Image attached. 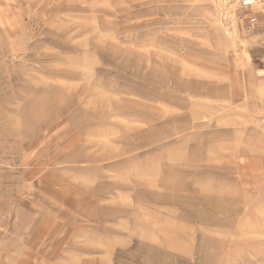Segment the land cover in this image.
<instances>
[{"label": "rangeland", "instance_id": "374dc122", "mask_svg": "<svg viewBox=\"0 0 264 264\" xmlns=\"http://www.w3.org/2000/svg\"><path fill=\"white\" fill-rule=\"evenodd\" d=\"M255 9L0 0V264H264Z\"/></svg>", "mask_w": 264, "mask_h": 264}, {"label": "bare ground", "instance_id": "6f19581e", "mask_svg": "<svg viewBox=\"0 0 264 264\" xmlns=\"http://www.w3.org/2000/svg\"><path fill=\"white\" fill-rule=\"evenodd\" d=\"M225 1V0H224ZM100 37V36H99ZM103 37V36H102ZM104 38V37H103ZM165 83H164V78L163 79H161V81L158 83V85H164ZM188 85H184L183 83H177V88L179 89V90H181L182 88H184V87H187ZM194 92L196 91V89L194 88V87H190ZM209 94H212V92L211 91H209ZM34 104V103H33ZM46 110V109H45ZM119 133V132H118ZM169 173H172V171H169ZM169 176H171V174L169 175ZM173 178V177H172ZM169 179V178H168ZM167 178L165 179V180H163L162 181V183H164V184H168V186H170L171 184H170V181L168 180ZM175 179V178H174ZM251 182V181H250ZM167 186V187H168ZM237 190V189H236ZM235 192V191H234ZM235 193H237V192H235ZM202 196V195H201ZM228 197V196H227ZM212 198V197H211ZM226 198V197H225ZM232 198V197H231ZM209 199H210V196H209ZM214 199H215V197H214ZM229 199V198H228ZM240 199H242L241 197H240ZM219 200V199H218ZM205 201V200H204ZM212 201V200H211ZM229 201V200H228ZM239 201V200H238ZM213 203V202H212ZM226 203V202H225ZM221 205V204H220ZM226 206V205H225ZM239 206V205H238ZM221 207V206H220ZM211 208V207H210ZM223 208V207H222ZM200 210V209H199ZM202 210V209H201ZM221 210H223V209H220L218 206H215L214 207V209H213V212H212V214L213 215H216V213H219L220 214V212H221ZM216 211H218V212H216ZM202 212H203V210H202ZM206 212V211H205ZM212 214L211 213H208V214H202V213H200V214H198V213H196V215H194L195 216V218H197V219H199V220H201V221H205L206 223H216L217 222V218H215V217H213L212 216ZM191 216V215H190ZM193 216V215H192ZM220 217V216H219Z\"/></svg>", "mask_w": 264, "mask_h": 264}, {"label": "crops", "instance_id": "0c3cea01", "mask_svg": "<svg viewBox=\"0 0 264 264\" xmlns=\"http://www.w3.org/2000/svg\"><path fill=\"white\" fill-rule=\"evenodd\" d=\"M254 11H256L257 13H255V12H253V11H251V12H253V14L252 13H250V14H252V15H255V19H257V24L256 25H253V23H251L250 21H248V19H247V24H248V27H247V29L248 30H252V33L253 32H255V31H261L264 27H263V23H264V21L263 20H261L259 17L261 16L262 18H264V13H262L261 12V10L260 9H255ZM242 12H245V11H242ZM249 12H246V15H247V18H249ZM257 17V18H256ZM262 44H263V42H261Z\"/></svg>", "mask_w": 264, "mask_h": 264}, {"label": "built area", "instance_id": "2783aa9c", "mask_svg": "<svg viewBox=\"0 0 264 264\" xmlns=\"http://www.w3.org/2000/svg\"><path fill=\"white\" fill-rule=\"evenodd\" d=\"M238 3L242 8H251L257 5L264 6V0H238Z\"/></svg>", "mask_w": 264, "mask_h": 264}]
</instances>
